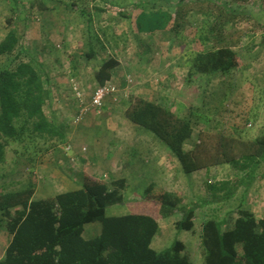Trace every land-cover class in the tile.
<instances>
[{
    "label": "trees",
    "instance_id": "16d2710c",
    "mask_svg": "<svg viewBox=\"0 0 264 264\" xmlns=\"http://www.w3.org/2000/svg\"><path fill=\"white\" fill-rule=\"evenodd\" d=\"M14 1L25 12L24 16L21 13L15 17L19 18L18 27L21 21L27 22L31 10L39 14L51 10L45 0ZM252 1L180 0L172 15L167 12L126 15L132 19L133 30L150 34L161 29L178 32L180 22L191 12L205 17L206 22L212 18L207 42L187 58L188 78L207 81L230 75L242 66L234 47L243 34L239 33L237 40L230 38L226 25L236 18L231 2L241 6ZM256 2L264 11V0ZM86 9L83 14L87 13ZM95 11L104 10L96 8ZM89 21L92 22L91 18ZM18 27L9 29L0 41V57L15 54L21 42ZM24 27L26 30L25 24ZM101 46V49L105 47ZM118 46L116 43L115 48ZM87 55L91 59L96 53L92 50ZM13 60L12 66L0 71V164L6 163L10 154L15 164H31L34 169L51 150L67 145L69 138L64 125L49 120L45 111L51 84L44 67L35 60H24L21 53ZM119 65L116 57L105 59L94 72L96 86L112 81ZM196 90L193 87L188 93L183 92L187 102H180L174 108L137 98L130 101L125 114L131 122L150 131L165 148L170 175L178 178L222 165L231 167L238 184L234 191L222 197L223 201L230 200L240 187L247 188L259 175L264 177L261 173L264 171V133L247 138L212 130L196 132L192 117L186 118L181 112L185 105L196 101ZM192 115L198 113L193 111ZM196 133L197 141L187 149L186 143ZM81 184L77 190L43 200L35 199L33 185L9 192L0 189V238H7L0 264H194L181 240L176 239L160 252L152 244L161 234V219L174 222L177 230L195 233L196 209L200 205L184 207L178 195L154 183L135 200L128 201L126 196L131 188L125 177L109 180L84 176ZM228 185L229 182L222 186L211 184L213 198L202 202V207L220 200L217 193ZM124 204L129 210L127 214H107L109 208ZM236 214L232 227L226 228L227 221L217 217L202 223L203 264H264V216L258 218L242 206ZM96 224H100L98 234L90 235L88 230Z\"/></svg>",
    "mask_w": 264,
    "mask_h": 264
},
{
    "label": "rangeland",
    "instance_id": "374dc122",
    "mask_svg": "<svg viewBox=\"0 0 264 264\" xmlns=\"http://www.w3.org/2000/svg\"><path fill=\"white\" fill-rule=\"evenodd\" d=\"M45 1L51 8L49 12L39 14L31 10L27 22L21 21L18 27L16 23L19 18L16 20L15 17H20L21 13L25 15L23 6L14 0H0V41L13 26L18 27L21 35L15 54L0 57V71L12 66L14 56L21 53L26 61L32 59L40 62L46 74L51 70L62 74L65 87L62 96L49 78V87H52L55 97L60 96V100L56 111L50 112L48 117L59 125L63 124L69 142L75 141V144L71 147L68 143L51 150L48 156L38 161L34 169L31 164H15L13 156L9 154L7 162L0 164V189L9 192L33 185L38 189V194L43 193L42 198L47 196L50 199L66 188L50 181L55 176L53 174L58 172L57 164L63 176L77 177L78 180L85 176L83 174H93L95 178L104 177L100 172L110 163H115V168L134 166L135 170L144 166L142 163L147 161L142 159H145V148L156 144L153 139L155 136L150 131L142 129L126 117L128 104L137 98L154 100L174 108L180 102H187L185 93H188V89L197 87V94H194L196 101L181 110L184 117H192L196 132L212 130L233 136L242 134L247 138H255L264 133V11L256 0L241 6L231 2L232 11L236 10L233 14L236 18L226 25L230 38L237 40L239 33L243 34L240 43L234 47L239 57H242V66L230 75L207 81L189 79V67L186 64L187 58L200 51L207 42L212 18L206 22L205 17L191 12L180 22L178 32L161 29L150 34L133 30L132 19L126 15L150 12H167L172 15L180 0ZM96 8L104 11L97 12ZM83 9H86V14L82 13ZM98 35H105L108 41L105 44L102 41L97 43ZM80 36L86 39L80 41ZM115 42L119 48H115ZM101 44L105 46L102 49ZM92 50L96 56L90 59L87 54ZM110 57L120 61L113 81L126 94L119 96L117 102L108 98L99 114H89L79 121L76 118L77 101L72 86L77 83L89 98L96 86L92 80L93 73ZM52 98L55 102L56 98ZM66 103L71 104V107H66ZM193 111L198 115H192ZM89 117L93 121L87 125ZM197 135L188 141L187 149L194 146ZM65 148L68 157L63 153ZM154 148V152L147 150L150 156L146 162L152 160L151 165L156 167L151 173L154 182L165 185L166 190L175 191L182 206L200 205L196 209L195 233L177 230L174 222L160 220L165 236L157 238V246L164 247L158 251L169 248L178 239L185 242V253L190 259L195 264H203L200 232L205 220L217 217L227 221L226 228L232 227L239 206L252 210L258 218L264 216L262 175L257 176L247 188L240 187L235 197L223 201L222 197L228 191H234L238 184V178L231 167L222 165L211 168L209 173L198 171L196 175L191 173L177 178L175 174L170 175L168 153L160 145ZM135 150L142 154L134 155ZM115 168L114 172H118ZM161 168L168 171L162 175ZM174 177L176 180L173 182L171 180ZM224 182H229V185L217 193L221 199L202 207V202L213 198L209 189L211 184L222 186ZM130 198L135 199L133 194ZM128 211L127 205H118L109 208L107 214L118 215ZM175 218L180 219L177 215ZM99 225L94 226L97 231ZM6 242L7 238H0V256Z\"/></svg>",
    "mask_w": 264,
    "mask_h": 264
},
{
    "label": "crops",
    "instance_id": "0c3cea01",
    "mask_svg": "<svg viewBox=\"0 0 264 264\" xmlns=\"http://www.w3.org/2000/svg\"><path fill=\"white\" fill-rule=\"evenodd\" d=\"M79 36V35H78ZM99 38L101 39V40H99ZM80 41L81 40H85L86 38H81V36H80V38H78ZM96 41H97V43H101V41L105 44L108 40L106 39V36L105 35H98V36H96ZM89 42H90V40H89ZM91 43V42H90ZM234 50H235V48H234ZM242 58V57H241ZM120 62V61H119ZM187 65V64H186ZM120 66V65H119ZM70 68V67H69ZM47 70H48V68H47ZM49 74V75H48ZM47 74V76L49 77V78H51V81L53 82V86L54 87H56V88H58V89H56L59 93H60V96H62L63 94H64V88L65 87H63L64 86V82H63V79H64V76L62 75V74H60L58 71H56V70H51L49 73ZM93 75H94V73H93ZM114 79V78H113ZM92 80L94 81V78H93V76H92ZM52 87H50V96H49V98H48V100H47V105H46V107H45V111H46V113H47V115L48 116H50V112L52 113V112H54V111H56V109L58 108V102H59V100H60V96H59V98H57V97H55L54 95H53V93H52V89H51ZM189 90V89H188ZM52 97H54V98H56V100H55V102H54V100H53V98ZM62 100V99H61ZM66 107H71V104H68V103H66ZM59 109H60V107H59ZM95 119L97 118V117H94ZM88 120V119H87ZM93 120H92V118L91 117H89V122H86V123H88L87 125H90V123L92 122ZM154 139V143L156 144V145H154L153 147H151V148H153V149H151V148H145V151H146V153H145V155H144V157H145V159L142 157V159L145 161V160H147L148 161V156H150V154L148 153V155H147V150H149V151H152V152H154V150L156 149V148H154L155 146L157 147V146H159V144H158V142L156 141V139L155 138H153ZM188 143V142H187ZM187 143H186V146H187ZM73 144H75V141H71L70 140V142H69V145L72 147V145ZM161 146V145H160ZM143 147H145V146H143ZM162 147V146H161ZM75 148V150H77L78 149V147H74ZM163 148V147H162ZM151 149V150H150ZM165 149V148H164ZM136 152L134 153V155H136L137 153H141V152H139L138 150H135ZM140 151H143V150H140ZM63 153H65L64 155H67V157L69 156V154H68V151L66 150V148L64 149V152ZM142 154V153H141ZM147 161H145L144 163H142V165L144 164V166H142V167H139L137 170H135L134 169V166H129L128 168H123V166H122V168H115L117 165L115 164V163H110V165H106V168H105V170L103 171V172H100V175L102 174V175H104V177H102V178H106V179H111V180H114V179H118V178H122V177H125V178H127V181L129 182V185H130V188H131V190H130V194L128 193V195L126 196L127 197V199H128V201L130 200L131 201V198H130V196L133 194V198H137L140 194H142L151 184H156L157 186H161V187H163L164 188V186L165 185H162V184H157V183H155L154 182V180L152 179V177H151V173H152V171L153 170H156V167L154 166V165H151V163H152V160H151V162H148L147 164H146V162ZM91 164H93V162H90ZM57 166V168H58V172H56L55 174H53V175H55V176H53L54 178H52L50 181L51 182H56L55 183V185L56 186H58V183H59V185H60V187H66L65 189H63L62 191H60V192H58V193H62V192H66V191H73V190H77V189H79L80 187H81V183H82V179H80V180H78L77 179V177L76 178H69V177H67V176H63V174H62V171L60 170V165L59 164H57L56 165ZM48 168H49V166H47ZM90 166H88V168H89ZM91 168V167H90ZM117 169L118 170V172H114V170L113 169ZM171 169V168H170ZM53 170V169H52ZM128 170H131V172L129 173V171ZM46 171H47V169H46ZM113 171V172H112ZM168 170H165L164 168H161V170H160V173L162 174V173H166ZM207 173H209L208 171H206ZM84 173V172H83ZM93 173H95V172H93ZM195 175H196V173H194ZM83 175H85V176H89V177H92V178H95V176H93V174H89V175H86V174H83ZM107 175V176H106ZM162 175H164V174H162ZM77 176H80L79 174H77ZM187 176H189V175H187ZM80 178V177H79ZM98 178H101V177H98ZM181 180V179H180ZM132 190L134 191V193L132 192ZM37 192H39L38 191V189L36 190V193H35V199H38V200H43V199H48V197L47 196H44V198H42V194L43 193H40V194H38ZM174 193H175V191H173ZM132 193V194H131ZM176 195H177V193H175ZM36 195L37 196H40L39 198H37L36 197ZM50 197H52V196H50ZM134 199V200H135ZM133 200V199H132ZM125 205V204H124ZM124 209H126V208H124ZM108 211V210H107ZM108 213V212H107ZM128 213V212H127ZM127 213H124V214H114V215H109V216H120V215H125V214H127ZM261 218V217H260ZM165 221H167V220H165ZM160 225H161V228H162V231H161V234L160 235H158L155 239H154V242H153V244H152V247L156 250V251H158V250H161L162 248H164V247H162V246H157V238L159 237V236H165V230H163L164 229V227H163V224L160 222ZM90 231V232H89ZM88 233H90V235H97L98 234V232H97V229L96 228H91L90 230H88ZM185 243V242H184ZM158 252H160V251H158ZM188 255V254H187ZM190 258V257H189ZM194 264H195V262L192 260V259H190Z\"/></svg>",
    "mask_w": 264,
    "mask_h": 264
},
{
    "label": "built area",
    "instance_id": "2783aa9c",
    "mask_svg": "<svg viewBox=\"0 0 264 264\" xmlns=\"http://www.w3.org/2000/svg\"><path fill=\"white\" fill-rule=\"evenodd\" d=\"M127 81L129 83H132V81L129 79H127ZM72 90L76 94V118H78L79 121H82L89 114H99L104 108L106 100L108 98H112L115 102H117L119 96L121 97L123 93L126 94L125 91L121 92V90L118 89L113 80L107 82L105 85L96 86L89 98L84 95L82 88L78 86L77 83L73 84Z\"/></svg>",
    "mask_w": 264,
    "mask_h": 264
},
{
    "label": "clouds",
    "instance_id": "9594fccd",
    "mask_svg": "<svg viewBox=\"0 0 264 264\" xmlns=\"http://www.w3.org/2000/svg\"><path fill=\"white\" fill-rule=\"evenodd\" d=\"M76 112H77V108H76Z\"/></svg>",
    "mask_w": 264,
    "mask_h": 264
}]
</instances>
